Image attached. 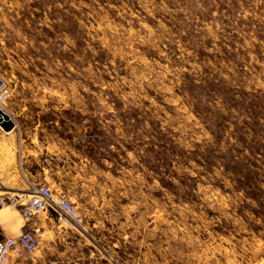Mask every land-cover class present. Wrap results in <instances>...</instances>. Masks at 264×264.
Listing matches in <instances>:
<instances>
[{
  "label": "rangeland",
  "instance_id": "obj_1",
  "mask_svg": "<svg viewBox=\"0 0 264 264\" xmlns=\"http://www.w3.org/2000/svg\"><path fill=\"white\" fill-rule=\"evenodd\" d=\"M0 78L79 219L14 264H264V0H0Z\"/></svg>",
  "mask_w": 264,
  "mask_h": 264
},
{
  "label": "built area",
  "instance_id": "obj_2",
  "mask_svg": "<svg viewBox=\"0 0 264 264\" xmlns=\"http://www.w3.org/2000/svg\"><path fill=\"white\" fill-rule=\"evenodd\" d=\"M10 96L7 83L0 78V111L8 115L16 127L13 117L5 109ZM24 181V189L0 190V209L12 207L24 222L23 229L17 236L0 239V264H14L22 257L33 255L39 250L38 230L31 223L35 217L53 212L61 221L72 224L79 222L69 199L53 193L45 184L27 179Z\"/></svg>",
  "mask_w": 264,
  "mask_h": 264
},
{
  "label": "crops",
  "instance_id": "obj_3",
  "mask_svg": "<svg viewBox=\"0 0 264 264\" xmlns=\"http://www.w3.org/2000/svg\"><path fill=\"white\" fill-rule=\"evenodd\" d=\"M17 131L16 127L7 133L0 129V179L6 181L8 188H16L21 185L24 178L22 173L31 180H48L51 177L49 170L36 159L37 153L34 151H31L32 154H30L33 157L31 161H28V157H26L21 163V167L17 164V146L19 145ZM23 226L24 222L15 209L14 211L0 209V239L17 236L22 231Z\"/></svg>",
  "mask_w": 264,
  "mask_h": 264
},
{
  "label": "water",
  "instance_id": "obj_4",
  "mask_svg": "<svg viewBox=\"0 0 264 264\" xmlns=\"http://www.w3.org/2000/svg\"><path fill=\"white\" fill-rule=\"evenodd\" d=\"M13 128H14V124L11 121V119L8 117V115L0 111V129L3 132L7 133V132L12 131Z\"/></svg>",
  "mask_w": 264,
  "mask_h": 264
}]
</instances>
